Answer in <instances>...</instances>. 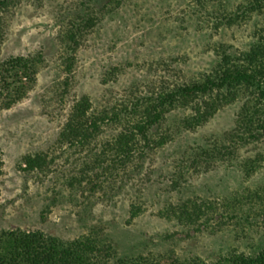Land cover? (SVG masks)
Returning <instances> with one entry per match:
<instances>
[{
    "label": "rangeland",
    "instance_id": "obj_1",
    "mask_svg": "<svg viewBox=\"0 0 264 264\" xmlns=\"http://www.w3.org/2000/svg\"><path fill=\"white\" fill-rule=\"evenodd\" d=\"M253 1L9 0L0 10V61L22 57L36 68L32 79L18 83L25 94L10 108L0 107V232L40 231L63 242L96 233L122 258L174 254L189 264H216L234 252L259 254L264 133L248 142L229 140L254 94L243 91L187 135L176 134L182 114L174 111L162 128L148 132L151 147L165 129L175 136L170 143L149 148L141 167L131 164L100 183L88 148L59 142L82 99L97 114L125 111L91 143L89 149L99 152L101 143L133 120L140 96L149 99L167 85L198 81L215 68L217 52L247 51L264 36V7L241 18ZM219 139L232 143L228 156L224 150L185 161ZM179 173L184 180L177 190L172 179ZM255 192L261 194L258 202L250 198ZM189 198L204 209L206 202L214 206L206 216L212 219L195 231L162 213ZM132 207L141 213L131 217Z\"/></svg>",
    "mask_w": 264,
    "mask_h": 264
},
{
    "label": "trees",
    "instance_id": "obj_2",
    "mask_svg": "<svg viewBox=\"0 0 264 264\" xmlns=\"http://www.w3.org/2000/svg\"><path fill=\"white\" fill-rule=\"evenodd\" d=\"M8 2L9 0H0V10ZM262 7L264 0H254L250 6L243 9L241 18L252 15L255 10ZM238 17L240 15L229 19L235 21ZM217 53L220 58L215 68L201 76L198 81L167 85L160 91L154 92L151 97L148 96L149 99L140 96L137 102L139 105L137 107L134 105L132 109L133 120L127 121L126 127L120 129L117 135L101 143L99 152L89 149L91 143L105 132L106 126L120 122L125 111L97 114L92 111L90 101L87 98L82 99L75 105L70 117L64 123L59 136L60 144L78 147V150L88 148V155L92 156L93 162L100 170L94 179L100 183L99 179L102 176L106 177L113 173L118 175L126 171L131 164L137 165V168L141 167L145 163L149 148H161L170 143L175 136L165 129L157 146L151 147L148 132L154 127L162 128V123L166 122L168 117H175L174 111H180L182 114L179 126L175 128L176 134L187 135L214 118L222 108L233 103L243 91L254 94L255 99L246 104L238 114L236 127L231 131L229 140L231 142L256 140L264 133V36H260L245 52H239L231 47ZM35 68V61L22 57L0 61V107L10 108L25 94L23 87L18 83L27 76L32 79ZM144 101L148 102L142 105ZM138 107L139 109H136ZM190 109L192 110L188 114L187 111ZM125 110L128 112L127 108ZM254 123H257L255 129H253ZM225 139L212 142L208 149L201 147L200 155L197 153L198 158L192 160L187 158L185 161L196 163L201 157L206 156L205 158L208 159L224 150L228 156L232 143L225 145L227 141ZM187 153L189 154V151ZM193 154L196 156V153ZM3 164L0 154V176ZM182 173L172 179L177 190L183 186L179 182V179L184 180ZM90 180L93 181L91 178ZM250 198L258 202L261 194L255 192ZM237 202L239 205L242 204L239 200ZM173 204L172 207L163 208V215L166 218H177L180 223H187L193 231L207 225L212 219V216H206L210 212L209 209L214 206L210 207L207 202L205 208L208 210L197 206L190 198L180 199ZM230 204L227 203V206H232ZM140 209L132 207L131 217L139 215ZM186 234L190 235L188 232ZM146 255L122 258L116 254L110 243L98 237L96 233L63 242L40 231L0 232V264H189L181 261L174 254ZM216 264H264V249L257 255L234 252L223 257Z\"/></svg>",
    "mask_w": 264,
    "mask_h": 264
}]
</instances>
